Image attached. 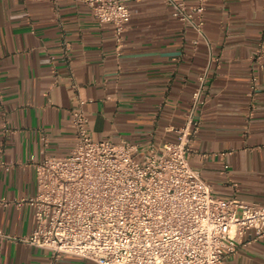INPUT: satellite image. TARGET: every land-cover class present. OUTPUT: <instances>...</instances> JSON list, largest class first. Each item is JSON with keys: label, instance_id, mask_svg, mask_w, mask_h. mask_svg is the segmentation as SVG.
Masks as SVG:
<instances>
[{"label": "crops", "instance_id": "1", "mask_svg": "<svg viewBox=\"0 0 264 264\" xmlns=\"http://www.w3.org/2000/svg\"><path fill=\"white\" fill-rule=\"evenodd\" d=\"M127 2L119 45L83 3L0 0V264L51 262L25 242L35 210L19 203L37 195L35 164L74 148L75 110L95 140L142 151L178 141L191 121L190 163L213 195L264 206V0H208L201 38L166 0ZM206 69L204 104L191 118ZM253 237L225 264H264V239ZM60 264L96 263L63 255Z\"/></svg>", "mask_w": 264, "mask_h": 264}, {"label": "built area", "instance_id": "2", "mask_svg": "<svg viewBox=\"0 0 264 264\" xmlns=\"http://www.w3.org/2000/svg\"><path fill=\"white\" fill-rule=\"evenodd\" d=\"M72 1L111 24L121 44L132 18L127 0ZM166 3L204 37L208 0ZM208 71L199 75L191 118L204 104ZM189 123L178 130V141L142 151L126 141L95 140L83 110L73 111L74 148L37 162V195L19 203L35 210L36 226L25 242L50 252V264H60L63 255L96 264H225L249 232L264 239V206L215 197L191 166Z\"/></svg>", "mask_w": 264, "mask_h": 264}]
</instances>
